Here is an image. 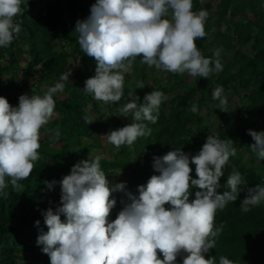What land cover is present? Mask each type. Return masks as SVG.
I'll use <instances>...</instances> for the list:
<instances>
[{
    "label": "clouds",
    "instance_id": "1",
    "mask_svg": "<svg viewBox=\"0 0 264 264\" xmlns=\"http://www.w3.org/2000/svg\"><path fill=\"white\" fill-rule=\"evenodd\" d=\"M25 3L27 0H0V48L8 47L21 33L15 18L22 15ZM208 15L204 9L193 11V0H95L90 15L78 20L74 29L81 50L96 62L95 74L85 81L82 91L106 106L117 104L123 96L125 74L138 57L163 72L206 79L219 74L224 68L222 49L205 57L195 43L206 36ZM70 76L71 69L42 96L28 95L24 91L29 87H22L18 106L0 96V198L8 197L9 183L19 189V182L32 173L40 158V130L55 117L54 97L63 93ZM144 87L137 83L136 88ZM166 99L162 91L153 90L139 105L136 100L127 101L119 109L120 116L133 122L103 135L111 144L107 149H131L139 137L151 135L144 121L157 123L160 105ZM210 99L227 112L228 98L222 86L211 92ZM190 111L197 113L198 106L192 104ZM247 134L254 141L250 149L260 163L264 160V131L248 129ZM59 137L57 128L52 138ZM235 155L230 139L213 135L206 137L195 155L174 148L154 158L153 168L159 175L138 185V195L126 191L125 182L110 184L101 168V156L81 160L59 182H44L48 190L59 183L60 203L55 210L49 207L41 212L48 230L40 231L36 244L42 246L50 264H177L182 253L186 255L181 264H217L213 257L204 258L215 248V238L222 230V226H214L215 215L238 199L246 183L235 171L223 185L226 190L219 191L225 166ZM190 164L195 166L196 178L190 175ZM116 192H124L129 202L109 220L116 205L110 196ZM190 195H194L191 200ZM261 204L264 184L248 187L239 207L247 213ZM34 224L39 226L40 221ZM17 264H25L22 256ZM218 264L235 262L220 256Z\"/></svg>",
    "mask_w": 264,
    "mask_h": 264
},
{
    "label": "trees",
    "instance_id": "2",
    "mask_svg": "<svg viewBox=\"0 0 264 264\" xmlns=\"http://www.w3.org/2000/svg\"><path fill=\"white\" fill-rule=\"evenodd\" d=\"M203 1L206 0H193V11L207 9V5L200 6ZM214 1L218 8L214 20L217 31L205 25L206 36L196 39L195 43L205 57H212L218 48L222 52L233 53L231 63H224L221 58L224 65L222 72L214 73L208 79L195 77L189 86L183 84L184 74L168 73L172 83L165 87L161 86L159 80H153L156 90L162 91L165 96L173 91L178 93L162 102L157 123L144 121L151 129V135L139 137L131 149L121 146L107 151L90 141L98 130L105 129V113L101 101L82 91L85 81L95 74L96 62L93 57L83 53L77 42L78 33L74 31L76 22L90 15L95 0H27V4L21 5L24 11L15 20L21 24V33L27 45V62L24 68H20L22 59L11 53L3 61V53L0 52V96L5 97L11 106H18V97L22 95L19 91L28 86V76L32 77L37 70L47 68L53 80L50 86H54L60 81V76L70 69L69 66L73 69L69 83L65 82L63 93L54 97L55 117L40 130V136L45 131L47 138L45 142L39 140L40 158L34 162L32 173L26 180L19 182V189L14 190L9 183L6 189L8 197L0 198V264H17L20 256L25 264H50L49 257L41 252L42 246L36 244V239L41 230H48L41 212L49 207L55 210L59 206L60 185L57 183L52 190H48L45 181L59 182L70 174L75 163L99 155L102 157L101 168L111 185L121 183L117 181L115 171L132 168L130 181L123 182L126 183V191L138 195V185L146 184L153 175H159L153 168L155 157L174 148L195 155L208 135L233 142L236 155L229 158L224 171L229 174L239 171L246 183L241 186L244 190L235 202L217 211L214 226H222V230L215 238V248L210 249L204 258L213 257L217 264L220 256L227 257L235 264H264V204L247 213L239 207L247 195L248 187L264 184V160L257 162L250 149L254 141L247 134L248 129L264 131V1ZM235 13L242 17L241 21L233 23L230 20L226 24V20ZM222 24L225 27L221 31ZM210 33L212 39L207 42L206 37ZM65 41L68 52L61 47L60 51L56 49ZM245 46L249 48L247 53L242 52ZM140 61L138 57L133 62L135 72H138L136 69ZM145 66L142 63L138 69L142 81L147 79ZM16 70L22 73V80L15 75L3 79L5 73L13 74ZM136 86L124 81L123 87H128L135 94L133 100L139 105L146 93L143 92L144 88ZM218 86L223 87L226 96L243 92L240 97L242 105L235 111L241 127L235 121H230V105L227 112L220 110V107L217 111L222 127H205L203 124L204 118L200 116V111L206 105L207 96ZM208 101H211L210 97ZM192 104L198 106L197 113L190 111ZM165 109H168L167 114L164 113ZM128 121L133 122L131 118ZM125 125L124 122L117 126L121 128ZM57 128L60 131L58 140L52 138ZM48 130H52V133ZM54 143L61 147L55 148L52 146ZM190 167L193 169L190 175L196 178L195 166L190 164ZM227 177L225 174L220 178L221 192L226 190L223 185ZM112 198L116 200V205L110 212L109 220H114L124 204L129 202L124 192L113 193L110 196ZM193 198L194 195H190L189 199ZM37 220L40 221L39 226L34 224ZM61 220H64L63 216ZM157 255L162 259L159 251ZM184 255L182 253L177 257V264H181Z\"/></svg>",
    "mask_w": 264,
    "mask_h": 264
},
{
    "label": "rangeland",
    "instance_id": "3",
    "mask_svg": "<svg viewBox=\"0 0 264 264\" xmlns=\"http://www.w3.org/2000/svg\"><path fill=\"white\" fill-rule=\"evenodd\" d=\"M264 1V0H263ZM207 5L208 8L204 9L207 10V12L209 13L207 21H206V25L210 28L212 27L214 30L217 31V28L214 27V20L216 19V12L218 10L217 8V4L216 1L214 0H206L200 3V6H205ZM40 5L36 6L34 8V11L36 10V8H38ZM242 17L239 14H234V16H232L231 18H228L226 20V24H228V22L230 20H232L233 23H239L241 21ZM221 31L224 30V24L221 25ZM208 41H210L212 39V33H210L208 35ZM67 43L66 41L61 43L60 46H58L56 49H59L60 51V47L62 48V50H65L66 52L69 51V48H67ZM26 50H27V45L25 43V38L24 35L22 33H19L18 37L15 38L11 44L8 47L5 48H0V52L3 53V61L7 60L9 58V55L11 53L15 54L16 57H18L19 59H22L19 63L20 68H24L25 64H26ZM249 51V48L246 49V46L242 49V52L247 53ZM221 58H222V62L224 63H231V60L233 58V53L228 52V51H224L221 53ZM2 62V61H1ZM138 66L137 67V71L139 72L140 67L142 62H138ZM77 66H75L76 68ZM136 66H134V64H132L131 70L125 74V81L129 84H135L137 85L138 82H142L145 87L143 89V92L146 93H150L153 90H156V85L153 83V80H159L161 86L165 87L168 84L172 83L171 79L169 78V74L168 72H163V71H159L156 70L154 67L150 68L147 64H146V69H145V74H146V78L144 81L140 80L139 77V73L135 72ZM70 69L71 66H69ZM21 76V78H23L22 73L19 70H16L13 72V74H7L5 73V75L3 76V79L6 78L8 79L9 77L12 76ZM20 78V79H21ZM195 77L189 76L187 73L184 74L183 76V84L184 86H189L192 82L193 79ZM51 82H53L51 76H49L48 74V69L47 68H41L39 70L36 71V74L32 77L28 76V80L26 81V84H30L27 87H29L27 90H25L24 92L28 95H43L46 88L50 86ZM32 86V87H30ZM213 91V90H212ZM211 91V92H212ZM211 92L209 94V97L211 95ZM178 92L177 91H173L169 94H166V101L170 100L171 98H173ZM243 92L240 91L239 93H231L227 95L228 98V106H232V110H231V115H230V121H235L237 123V126L241 127V121L239 119L236 118L235 116V111L241 107V103H240V97ZM134 93L128 88V87H123V96L120 102H118L115 105L112 106H106L104 105L102 102V110L104 111V124H105V129L102 130H98L97 131V135L93 137L92 140H90L92 143H94L97 146H100V148H105V150H109L107 149L111 144L107 142V139L105 136V133H109L112 130H116L119 127L117 126L122 125L124 122L126 124L130 123L128 120L129 118H125L120 116V111L119 109L128 101H132L134 98ZM209 97L207 96L206 98V105L205 107L202 108V110L200 111V116H202L204 118L203 120V124L205 125V127H209V126H219L222 127L221 123L218 121V115H217V111L219 109V103L218 102H213V101H208ZM60 98H63V96H60ZM164 113L167 114L168 113V109L164 110ZM216 116V118H215ZM194 130V129H192ZM46 134L45 131L42 132L40 139L45 142L46 141ZM52 146H54L55 148H60L61 145H57V144H52ZM130 148V146H128V149ZM247 156H249V154H247ZM106 158H109L108 156H106ZM48 163H50V160H48ZM115 173L118 175L117 181H130V176L133 174V170L131 167L124 169V170H117L115 171ZM225 174L229 175L228 172H225ZM224 174V175H225Z\"/></svg>",
    "mask_w": 264,
    "mask_h": 264
},
{
    "label": "crops",
    "instance_id": "4",
    "mask_svg": "<svg viewBox=\"0 0 264 264\" xmlns=\"http://www.w3.org/2000/svg\"><path fill=\"white\" fill-rule=\"evenodd\" d=\"M29 84V83H28Z\"/></svg>",
    "mask_w": 264,
    "mask_h": 264
}]
</instances>
